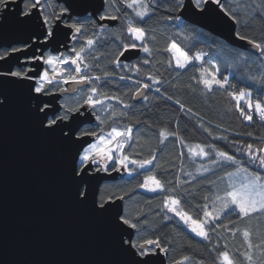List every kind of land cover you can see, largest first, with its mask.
I'll return each instance as SVG.
<instances>
[{"label": "snow or ice", "instance_id": "obj_1", "mask_svg": "<svg viewBox=\"0 0 264 264\" xmlns=\"http://www.w3.org/2000/svg\"><path fill=\"white\" fill-rule=\"evenodd\" d=\"M120 2L131 9L140 22H146L145 18L151 19L156 13V8L161 6L156 3V0H120ZM235 3L236 7L233 8L231 5L225 7L223 0H162V4L166 5L165 10L169 13L165 19L174 21L181 26L188 21L195 24L198 22V18L214 12L216 9L212 5H216L220 14L237 25L241 23V13L249 18H254L264 12V0H259L255 6L239 3L238 0H235ZM12 5H16V8H13ZM118 12L117 0H102L96 9L95 16L92 13L78 14L77 4L73 0H19V2L18 0H0V27L12 22L29 29L26 39L20 40L11 45L10 49L0 52V61H6L15 53H31L23 60L19 56L15 57L19 67L16 70L9 68L6 72H0V79L16 85L27 84L29 113L36 121L42 135L54 136L60 142L68 145H78L69 167V179L74 189L73 199L78 205L88 206L90 204L91 211L100 217L109 214L112 207L115 206V201L122 200L123 196H117L114 192L96 196L90 186V180L95 178V173L119 172L124 169L131 175L139 169H145L149 174L144 176L143 183L139 187L150 192L168 193L162 201V206L166 210L164 219L172 218L167 213L174 214L191 232L204 240H211L212 234L217 233L219 229H226L228 233L234 235L235 231L222 223V217L230 213H236L242 218L264 213V147L257 148L253 144H247L237 149L244 153L250 165L255 167L256 170L253 171L249 167H244L242 161L237 160L236 156L229 152L216 150L215 146L204 144L186 145L178 131H169L167 128L160 129L158 136L161 144L169 137H175L181 145H186L188 154L194 159L209 158L208 163L212 165H217L221 161L239 165L235 172L226 173L228 181L223 195L216 194L212 199L205 195L203 197L205 203L192 205L190 209L186 210V205L189 203L187 195H190L187 193V189L178 193L175 187H169L171 181H166L162 178V174L158 176L154 171L161 167L159 163H154L156 161L155 152L158 149L152 151L150 158L140 160L132 159L129 154L125 153L126 146L133 140L131 126L123 128L114 126L108 131H104L102 127L99 131L81 127L91 120L98 106L105 113L104 119H101L100 115H95V119L100 121V125H105L109 119L117 116L115 111H109L112 109V105H105V101L116 100L119 97H109L99 87L94 86V82L100 81L101 76L85 74L84 69L93 67L88 62L89 57L99 59L98 55L93 54L97 53V47L103 39L102 34L106 31V25L104 23L97 24L96 21H116L120 17L113 13ZM127 15L125 13V16ZM90 29H95V31H90ZM126 32L132 42L122 43V50L112 63L116 67H131L132 71L139 73L141 71L139 65H122L119 57L125 56L126 52L138 47L144 53L151 55L153 49L146 42L148 39L147 30L145 27L137 26L129 17ZM61 36L79 46L70 48L68 50L70 54L66 55L56 47L61 43ZM234 36L239 40L251 43L259 51L260 59L264 62V41L249 40L246 35H241L239 32H234ZM151 39L154 40L155 37L153 36ZM136 42L142 43L138 45ZM43 49H49V54L44 55L41 51ZM37 51H41V54L36 55ZM164 51L171 54L167 60L168 66L174 65L176 69H186L194 61H200L199 78L193 77V80L197 84L203 85L202 90L211 92L216 87L223 89L235 101L234 107L244 120L251 122L255 114L261 121H264V95L254 97L250 87H237L236 84L231 83L228 76L222 75L220 67L212 58L205 61L206 53L195 51L190 55L189 51L181 47L176 40H171ZM35 61H42L43 65L48 67L37 73L34 68L25 66L29 62ZM143 63L149 64L150 61L145 59ZM205 63L208 67L204 66ZM65 65L74 67L69 69L64 67ZM112 75L113 73L110 72L103 73L105 79ZM124 78L120 77L121 80ZM148 79L152 83H142L141 81H136V83L140 84L143 89H150L153 84L160 83V80L155 76H149ZM250 79L264 84V63H262L261 74L253 75ZM69 81L74 84L89 85L83 95L82 103L77 101L74 106L64 104L61 106V110V108H53L49 102H45L44 98L53 95L55 91L66 92V89L57 86L60 83L67 84ZM228 89L232 90L228 91ZM73 91L76 90L73 89ZM261 92L264 93V88L261 89ZM136 94L142 95L145 100L148 99L143 92L138 91ZM241 102L246 107L241 106ZM11 103V98L5 92L0 91V112L7 110ZM176 103L180 104L182 109L184 108L179 100H176ZM121 104H123L122 100ZM84 105L92 109V112L87 115L81 112ZM125 107L128 106L125 105ZM187 111L191 112V109L189 108ZM119 115L124 116L126 113L120 112ZM247 135L252 136V133H247ZM209 148L215 152L214 158H212ZM129 165H135V167L130 168ZM180 171L183 172V169ZM197 171L208 172L209 168L201 164ZM188 175L192 180L196 179L191 173ZM177 183L179 184L180 181ZM183 183H188V181ZM197 209L198 211H195ZM194 211L195 214H193ZM145 224H147L146 220L133 222L127 215L118 213L113 218V227L118 233L115 247L119 255L129 259L127 261L111 260L105 264H151L152 258L158 250L167 253L169 249L162 245L159 237L141 240L137 235L134 238L130 229L139 234ZM251 235L252 233L248 229H244L242 232L249 249L242 253V256L248 264H255L251 250L254 247L259 248L260 245H253L250 239ZM261 253L264 255V249H261ZM236 255V253H230L225 245V250L219 251L216 256V264H236ZM191 262L192 257L185 255L179 260L173 261L172 264H191ZM196 264H204V262L197 261Z\"/></svg>", "mask_w": 264, "mask_h": 264}, {"label": "trees", "instance_id": "obj_2", "mask_svg": "<svg viewBox=\"0 0 264 264\" xmlns=\"http://www.w3.org/2000/svg\"><path fill=\"white\" fill-rule=\"evenodd\" d=\"M238 2L255 6L259 0H238ZM117 3L119 12L113 14L119 15L120 18L113 25L106 24V31L102 34L103 39L97 47V53L93 54L98 55L99 59L89 57L88 62L93 67L84 69L85 74L101 76V80L95 81L94 86L99 87L109 97H119L116 100H108L112 104V109L109 111H115L117 116L109 119L100 128L109 130L114 126L121 128L131 126L133 140L126 146L125 153L132 159L140 160L150 158L152 151L158 149L155 152L154 163H159L161 167L154 169L156 174L158 176L162 174L163 179L171 181L169 187H175L178 193L187 189L190 195H187L189 203L186 205V210L192 205H202L205 203L203 200L205 195L212 199L216 194L224 191L227 187L226 173L234 172L239 165H232L231 162L225 161L212 165L208 163L209 158L194 159L188 154L186 145L215 146L216 150L229 152L236 156L237 160L242 161L244 167L255 171V167L250 165L246 155L237 149L247 144H253L257 148L264 147V121L258 119L255 114L251 122L244 120L236 111L235 101L228 96L227 91L218 87L211 92L202 90L203 85L193 80V77L199 78L201 62L194 61L186 69H176L174 65L169 67L167 60L171 54L164 49L171 40H176L181 47L189 51L190 55L195 51H203L207 54L205 61L212 58L220 67L222 75L228 76L230 82L237 87H250L254 97L264 95L261 92L264 84L253 81L250 77L261 74L264 62L260 59V53L256 55L233 46L199 26L188 22L181 26L174 21L166 20L165 17L169 13L165 10L166 5L162 4V0H156V3L161 6L156 8V13L151 19L145 18L146 22H140L132 10L124 6L120 0H117ZM224 4L225 7L230 5L233 8L236 7L235 0H225ZM125 13L128 15L125 16ZM129 17L137 26L145 27L148 34L146 42L153 49L151 55L142 51L141 55L131 63L121 62L122 65H139L141 69L139 73L132 71L131 67H116L112 63L122 50V43L132 42L126 32ZM240 19L241 23L237 25L236 32L246 35L249 40L264 41V12L254 18L241 13ZM96 23L99 24L98 21ZM153 36L154 40L151 39ZM75 46L79 45L75 44ZM3 50L1 49L0 52ZM145 59L150 63L144 64ZM204 66L208 67L206 63ZM104 72H110L113 75L105 79ZM122 76L125 77L123 80L120 79ZM149 76H155L160 83L153 84L150 89H147V100L143 98L139 102L133 101L136 92L142 88L136 81L152 83L148 79ZM231 90L228 89V91ZM176 100L184 105L183 109ZM241 106L246 107L243 102ZM189 108L191 112L187 111ZM120 112H125L126 115L120 116ZM104 118L103 115L102 119ZM96 127L98 124L89 125L87 129L96 130ZM163 128L178 131L186 145H181L175 137H169L161 144L158 133ZM247 133H252V136H248ZM208 150L214 158L215 152L212 148ZM201 164L209 168V171L198 172L197 169ZM134 167L135 165H130V168ZM180 169H183V172ZM188 173L196 179L192 180ZM147 174L149 173L145 169H139L131 175H122L116 181L104 182L100 188L99 195L114 192L117 196H123V214L131 218L133 222L147 221L139 234L135 231L134 238L137 235L141 240L159 237L162 245L169 249L166 253L168 264H172L173 261L185 255L192 257L191 264H196L197 261H203L204 264H216V256L219 251L225 250V245L230 253L237 254L236 264H248L242 256V253L249 251L247 242L242 236L243 230L248 229L252 233L250 239L253 245H260L259 248L254 247L251 250L255 264H264V255L261 253V249H264V243H262L264 242V213L243 218L236 213H230L222 217V223L232 228L235 234L228 233L226 229H219L217 233L212 234L211 240H204L191 232L174 214L167 213L172 218L164 219L166 210L162 206V201L168 193L150 192L140 188L139 185L143 183L144 176ZM177 181L180 183L178 184ZM184 181L188 183H183Z\"/></svg>", "mask_w": 264, "mask_h": 264}, {"label": "water", "instance_id": "obj_3", "mask_svg": "<svg viewBox=\"0 0 264 264\" xmlns=\"http://www.w3.org/2000/svg\"><path fill=\"white\" fill-rule=\"evenodd\" d=\"M225 0H223L224 2ZM19 2V0H18ZM77 13L96 14L102 0H73ZM16 8V5H12ZM214 12L198 18L193 25L220 37L233 46L256 50L248 41L234 36L237 24L228 20L216 5ZM18 10V9H17ZM98 21V20H97ZM115 24V21H98ZM29 29L9 22L0 27V50L10 49L16 42L26 39ZM56 47L62 52L70 49L72 41L60 37ZM19 46V45H17ZM49 49H43V53ZM37 51L36 55H40ZM137 48L119 57L121 62L131 63L141 55ZM55 54V53H53ZM31 53H15L6 61H0V72L19 67L15 57L21 60ZM37 73L45 65L31 62ZM15 79V78H12ZM66 92L73 93L82 84L69 81ZM0 91L12 100L8 109L0 112V264H105L107 261L129 258L119 255L115 244L118 233L113 218L124 213V200H116L109 214L100 217L91 211V205H78L73 199V185L69 179V167L78 145L60 142L54 136L42 135L36 121L29 113L27 84L16 85L0 79ZM146 95L147 89H139ZM137 93V92H136ZM61 93L45 97L53 108H61ZM143 99L135 94V102ZM81 112L87 115L92 109L84 105ZM97 124L95 114L81 127ZM122 172H99L90 180L93 193L99 196L104 182L116 181ZM91 200V197H90ZM127 227V226H125ZM133 234L135 230H131ZM151 264H168L166 253L157 251Z\"/></svg>", "mask_w": 264, "mask_h": 264}, {"label": "flooded vegetation", "instance_id": "obj_4", "mask_svg": "<svg viewBox=\"0 0 264 264\" xmlns=\"http://www.w3.org/2000/svg\"><path fill=\"white\" fill-rule=\"evenodd\" d=\"M108 24V23H107ZM106 25V24H105ZM72 45H73V41H72V43H71ZM20 46V45H19ZM74 46V45H73ZM70 48H72V47H70ZM3 49H7V48H3ZM68 51V50H67ZM63 52V51H62ZM47 54H49V50L48 51H45V53H44V55H47ZM67 54H70L69 53V51H68V53ZM66 54V55H67ZM27 68H31V62H29V63H27L26 65H25ZM64 67H66V68H69V69H71L72 67H74V66H72V65H65ZM18 67H16L15 68V70L17 69ZM45 68H46V65H45ZM58 88H60V87H62V88H64V89H66V84H64V83H60L58 86H57ZM89 87V85H82L81 87H79L78 89H76V91H74L73 93H61V92H59V91H55L54 93H61V97H60V99H59V102H60V104H61V106L62 105H64V104H68L69 106H74L75 104H76V102L77 101H79L80 103H82V100H83V95H84V93L87 91V88ZM53 93V94H54ZM61 110H62V108H61ZM97 113H98V111L96 110L95 111V115H97ZM102 113V115H104L105 116V113H103V112H101ZM97 123H98V120H97ZM89 125L87 124V126H84L85 128H87ZM100 123L98 124V127H96V130L97 131H99L100 130ZM129 167H130V165H129ZM110 168H111V164H110ZM124 171V174L123 175H126V174H128V172L126 171V170H123ZM111 172V171H110ZM127 172V173H126Z\"/></svg>", "mask_w": 264, "mask_h": 264}, {"label": "rangeland", "instance_id": "obj_5", "mask_svg": "<svg viewBox=\"0 0 264 264\" xmlns=\"http://www.w3.org/2000/svg\"><path fill=\"white\" fill-rule=\"evenodd\" d=\"M108 26H110V24H107ZM138 45L139 44H141L142 42H136ZM73 45L75 46V42H73ZM73 45L71 44V47H73ZM65 54H67L68 53V51L67 52H64ZM197 62H200V61H197ZM46 67H48L47 65H46ZM107 104H110L109 102H108V100L107 101H105V105H107ZM112 105V104H111ZM97 111H98V113H97V115H100L101 116V119H102V117H103V115H102V111H101V109H100V107H97V109H96ZM95 114V113H94ZM257 118L259 119V117L257 116ZM100 123V121H98V123L97 124H99ZM104 131H108V130H105V129H103ZM110 130V129H109ZM243 155H245V154H243ZM124 169H121L120 171L122 172V175L124 174V171H123ZM143 170V169H142ZM236 171V170H235ZM234 171V172H235ZM127 173V172H126ZM227 178V181H228V177H226ZM227 181L225 182V184H226V186H227ZM227 188V187H226ZM226 188L224 189V191L226 190ZM224 191H221V193H219L220 195H223V192Z\"/></svg>", "mask_w": 264, "mask_h": 264}, {"label": "built area", "instance_id": "obj_6", "mask_svg": "<svg viewBox=\"0 0 264 264\" xmlns=\"http://www.w3.org/2000/svg\"><path fill=\"white\" fill-rule=\"evenodd\" d=\"M197 62V61H196Z\"/></svg>", "mask_w": 264, "mask_h": 264}]
</instances>
